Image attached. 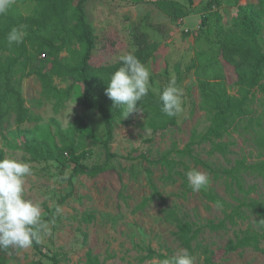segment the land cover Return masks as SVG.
I'll use <instances>...</instances> for the list:
<instances>
[{
    "label": "rangeland",
    "instance_id": "374dc122",
    "mask_svg": "<svg viewBox=\"0 0 264 264\" xmlns=\"http://www.w3.org/2000/svg\"><path fill=\"white\" fill-rule=\"evenodd\" d=\"M177 1L182 4L188 15L173 20L164 9V3ZM257 0H221L220 4L211 7L212 0H87L85 11L87 21L94 27L97 35L103 33L114 37L121 46L118 51L102 52L96 47V54L91 59L94 67L113 63V58L135 50L134 36L144 32L152 42L159 44L158 50L146 64L150 69L151 89L159 95L173 78L178 86L184 89L182 97L183 112L178 115V122L166 131L153 132L145 126L144 116L139 111L123 116L115 123L114 139L110 152L115 154L111 164L112 169L97 177L80 175L74 178L75 191L73 196L62 205V213L52 215L46 223L51 235L41 233V244L45 251L58 254L63 258L61 264H84L85 254L89 249L106 259L105 264H157L158 259L139 261L140 256L147 254L149 247L162 252L167 249L178 253L182 248L175 240V227L163 220L162 210L168 206H176L181 216L191 220L223 217L221 208L211 203L203 194L214 187L221 195L229 198L230 189L226 187L225 179L216 177L214 173L195 164L188 157L181 161L176 170L186 172L196 168L207 173L210 183L206 189L199 192L186 191L178 181L164 178V170L160 165H152L145 161L141 154H147L150 160L160 157L174 144L183 148L193 135H202L210 125V113L201 102L199 89V73L197 69H189L197 53L209 45L202 38L204 15L211 10H220L224 16L223 24L230 27L239 16L241 6ZM33 3L20 4L24 14H29ZM262 12V11H261ZM264 24V15L260 16ZM211 35V34H210ZM212 36V35H211ZM262 36L264 37V31ZM39 62L34 64L37 66ZM226 82L231 94L237 93L236 72L226 63ZM33 68V67H32ZM60 87L69 86L72 81H55ZM40 81L36 75L22 79V94L25 106L41 116V121H27L18 125L14 117L5 124L0 134V147L6 155L21 161L29 162L33 175L25 178V196L40 203L42 217L49 214L58 199L67 193V177L72 170V164L67 158L43 160L34 158L26 149L25 130L36 126H49L52 133L56 127L51 124L56 119L63 129L75 126L85 134L86 150L89 155L83 160L89 166L102 164L107 160L106 148L102 140L106 137V126L102 114L97 110L86 109L82 103V91L75 88L71 98L60 109L52 102L39 106L37 100L42 95ZM59 142V137H56ZM225 141H234L231 145L233 153L210 155L211 146L206 143L197 147V152L210 161L215 168L230 167L236 158L247 156L249 162L264 159L259 156V150L238 132L232 130ZM5 155V156H6ZM180 159L179 157H176ZM147 168L152 170L154 183L165 196L149 202L146 207L137 209L145 199L152 196ZM249 183L259 185L253 197L264 200V185L262 178L248 177ZM87 214H93L92 220H87ZM252 221V220H251ZM249 222L240 224L229 233H205L200 242L217 248L225 246L236 230L245 229ZM264 248V243L262 244ZM5 257L3 264H32L49 260L36 253L33 245L26 250L9 248L0 250ZM198 254V253H197ZM204 256L199 254L197 262L203 263ZM217 264H264V252L252 249L236 251L218 258Z\"/></svg>",
    "mask_w": 264,
    "mask_h": 264
},
{
    "label": "trees",
    "instance_id": "16d2710c",
    "mask_svg": "<svg viewBox=\"0 0 264 264\" xmlns=\"http://www.w3.org/2000/svg\"><path fill=\"white\" fill-rule=\"evenodd\" d=\"M86 1L13 0L8 12L0 15V134L12 117L18 125L27 121H41L40 115L25 106L22 94V79L33 75H36L42 88V97L37 100L39 106L47 101L60 109L71 98L74 89L78 88L82 91L84 107L99 111L104 118L107 134L102 143L106 148L107 160L92 166L83 162L89 151L85 148L86 136L79 127L63 129L56 119H52L51 124L56 127L55 133L51 132L49 126L25 130V149L34 158L54 160L68 157L72 164L67 177V193L58 199L55 208L62 207L73 196L74 178L85 174L97 177L113 168L111 160L116 157L110 152V145L114 139L115 123L122 116V108L113 107L105 89L111 74L122 65L116 62L94 67L91 59L96 54V47L105 53L118 51L121 46H118L114 37H109L106 33L97 35L94 27L87 21ZM220 1L212 0L211 7L219 5ZM27 3H33L34 6L29 14H24L19 5ZM163 9L173 20L188 15L177 1L165 2ZM261 15H264V0L241 6L238 18L230 27L222 23L224 16L220 10H211L204 15L202 38H205L209 46L197 53L188 70L196 68L199 73L201 102L203 108L210 113V125L202 135H193L183 148L174 144L158 159L150 160L147 154H141L148 163L162 167L165 179L176 182L178 178L174 175H178L186 191L191 190L187 177L182 170H176L178 166L185 165L181 162L184 157L192 160L195 166H201L216 177L224 178L226 187L230 189L229 198L221 195L214 187L203 191L211 203L221 208L222 218L191 220L187 216H181L176 206H168L162 210L163 220L175 227V240L182 249L191 252L195 257V264H217L218 258L224 259V256L240 250L264 252V200L252 196L259 185L247 180L252 175L256 179L262 178L264 185V159L252 163L247 156H242L236 158L232 166L220 169L215 168L196 151L197 147L208 143L211 146L208 151L210 155L233 153L231 145L234 141L224 140L233 130L255 146L260 157L264 156V24L260 23ZM13 27L20 28L25 35L20 44L9 45L6 37ZM134 39L137 47L134 54L146 65L158 50L159 44L150 41L144 32L136 33ZM36 61L39 62L37 66L34 64ZM226 63L236 72V94L230 93L226 82ZM57 79L72 83L60 87L55 82ZM137 103L139 112L144 116L145 126L153 132L166 131L178 122V116L168 117L161 111L159 95L151 87L148 95ZM56 137H59V142ZM5 155L4 149L0 147V159ZM147 175L153 194L145 198L137 209L146 207L156 198L165 200L154 183L150 168H147ZM55 208L42 217L45 222L55 214ZM85 218L92 220L94 215L87 214ZM245 220L249 222L247 227L234 231L233 237L228 239L225 246L213 248L200 242L205 233L227 234L240 221ZM33 247L50 264L63 262L58 254L45 251L41 243L34 242ZM174 254L170 249L165 253L149 247L147 254L140 256L139 261L157 258L159 264L164 256ZM199 254L204 256L203 263L197 262ZM105 261L106 259L89 249L85 254L84 264H105ZM5 262V255L0 252V264ZM32 264L46 263L36 260Z\"/></svg>",
    "mask_w": 264,
    "mask_h": 264
},
{
    "label": "clouds",
    "instance_id": "9594fccd",
    "mask_svg": "<svg viewBox=\"0 0 264 264\" xmlns=\"http://www.w3.org/2000/svg\"><path fill=\"white\" fill-rule=\"evenodd\" d=\"M13 0H0V15L6 14ZM25 33L17 27L7 34L9 45L20 44ZM120 62L121 67L114 71L107 82L105 94L113 102V107L122 108V116L139 111L138 103L150 91V69L129 51L113 58V63ZM184 89L175 79L169 81L159 93L161 111L168 117L178 116L183 112L182 97ZM33 175L29 162L6 155L0 159V250L9 248L26 250L33 243L41 242V233L51 235L48 224L42 219L41 204L25 196V178ZM187 183L193 192L206 189L210 183L207 173L196 168L186 172ZM60 206L55 214H61ZM159 264H195V257L188 249H181L171 256H164Z\"/></svg>",
    "mask_w": 264,
    "mask_h": 264
}]
</instances>
